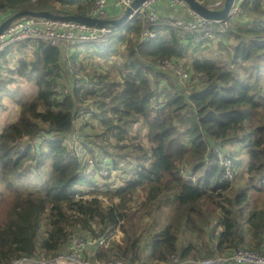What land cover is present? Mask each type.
Instances as JSON below:
<instances>
[{
  "label": "trees",
  "instance_id": "16d2710c",
  "mask_svg": "<svg viewBox=\"0 0 264 264\" xmlns=\"http://www.w3.org/2000/svg\"><path fill=\"white\" fill-rule=\"evenodd\" d=\"M75 1L0 0V8L60 13L69 9L64 4ZM91 1L70 12L81 13ZM249 14L254 15L250 22H234L232 28L218 34L216 39H235L229 47L220 40L218 47L224 53L218 55L200 52L203 43L190 46L188 38L166 28L154 38L138 42L141 19L127 26V37L121 39L126 42V55L119 65L127 70L123 81L99 75L97 90L86 98L87 104L95 101L91 118L99 121L107 139L114 138L116 143L127 140V148L133 151L143 148L134 158L133 177L115 189L107 184L91 185L81 177L76 158L60 140L44 153L30 152L31 147L20 142L39 131L64 135L75 127L74 113L84 102L76 95L51 100L64 66L60 47L39 42L28 61L21 59L11 71L23 81H34L31 99L23 94L15 97L16 92L7 90L14 77L0 78V100L7 94L20 105L16 119L0 131V264L23 256L50 258L70 235L97 238L107 227L116 226L124 237L98 248L96 257L107 259L116 251L137 264L141 256L138 246L144 238L142 232L133 236L135 214L162 205L167 189H173L175 215L146 243L152 264H170L173 258L191 264V260L227 255L238 246L258 249L264 245V0H251L244 16ZM189 49L197 56L185 65L189 63L193 72L205 71L206 83L189 82L183 88L176 79L153 70L163 58H186ZM24 50L17 48V52ZM138 122L146 128L149 148L128 135ZM236 139L237 144H247L242 161L224 153L225 145ZM102 149L109 161L113 153L106 146ZM219 154L232 161L230 180L222 179L225 167ZM243 161L246 168L241 172ZM118 163L114 157L116 167ZM48 164L50 177L45 179L41 170ZM236 174H244L248 185L235 183V192L228 197L222 192ZM89 192L91 195L83 197Z\"/></svg>",
  "mask_w": 264,
  "mask_h": 264
},
{
  "label": "built area",
  "instance_id": "2783aa9c",
  "mask_svg": "<svg viewBox=\"0 0 264 264\" xmlns=\"http://www.w3.org/2000/svg\"><path fill=\"white\" fill-rule=\"evenodd\" d=\"M133 1L92 0L80 14L98 19L117 18L123 15ZM196 1L211 10H219L224 4V0ZM153 6H155V10L152 9ZM163 7L177 10L182 15L177 16L173 11L163 14L159 11ZM250 8L251 0L248 3L247 0H232L226 15L221 19H214L198 14L182 0H144L128 15L126 22L132 25L133 20L141 19L138 42L154 38L161 29L166 28L178 37L188 38L190 43L204 44L217 38L219 33L232 28L236 19L248 12ZM12 12L6 8H0V24ZM124 34L125 31L120 32L113 27H96L74 20L46 19L28 15L12 20L0 34V77L10 76L11 71L18 68L19 59L23 54L17 52L19 46L32 51L37 43L45 42L60 47L64 59L62 76L53 91L51 100L62 101L69 95H76L84 102L74 113L75 127L69 133L59 135L57 132L39 131L31 138L24 136L20 141L21 144L26 143L27 146L36 150H49L52 142L60 140L71 154L78 153L77 170L81 177H85L87 181L91 182V185L103 187L107 184L112 189L122 186L123 177L125 174H129L126 169L122 171L124 175H120L121 168L114 164V155H110L111 159L108 161L107 156H102L98 150L84 143V133L82 132L92 121L90 112L96 105L95 101L87 104L86 98L91 92L97 90L98 76L102 75L103 69L99 68L97 72L93 73L89 71L87 67L90 59L88 51L81 48L80 45L89 44L96 48H105L106 56L97 59L102 64L105 59L112 58L117 47H122L119 44L122 42ZM153 70L176 79L183 88L189 82H196L200 85L208 81V74L205 71L193 72L191 66L185 65V61L178 57L161 59L156 62ZM77 146H79L78 149H76ZM99 148L106 152L101 145ZM215 152H219V150L216 148ZM224 159L228 161V164L221 162L225 167L222 179L230 180L234 175V170L231 167L232 161L229 158ZM89 195H91L90 192L83 197ZM120 237V226L107 227L104 233L97 238L85 239L79 235H70L63 245L64 247L53 257L27 258L23 256L13 259L9 264H136L130 259L124 260L119 257L116 251H113L107 259L96 257L95 253L98 248H106L112 241H118ZM170 264H184V262L173 258ZM191 264H264V245L258 249L238 246L227 255L195 259L191 260Z\"/></svg>",
  "mask_w": 264,
  "mask_h": 264
},
{
  "label": "rangeland",
  "instance_id": "374dc122",
  "mask_svg": "<svg viewBox=\"0 0 264 264\" xmlns=\"http://www.w3.org/2000/svg\"><path fill=\"white\" fill-rule=\"evenodd\" d=\"M86 1L87 0H84V3ZM32 3H34V2H32ZM253 18H254L253 14H249L248 16H246V15L244 16V14H243L241 17H238L235 22L239 21L238 22L239 24H243L246 21L250 22ZM128 25H129V23L125 22V24H123L119 28H117L118 31H120V32L125 31V34H124L125 37H127L126 29H127ZM220 40H222L223 43L228 47L235 42V39L233 37L230 38L229 41L222 39V37H219L218 39L215 38V39L211 40L212 42H208V43L200 45L199 46L200 52L212 53L214 55L223 54L224 50L220 49L218 47V43ZM188 42L189 41H187L186 43H188ZM125 43L120 42L119 45H121L122 47H120V46L117 47L116 50L113 52L112 58H110L109 60L105 59L102 64L100 63L101 61L97 60V59H100V58H103L104 56H106L107 51L105 48H100V47L96 48L94 46H90L89 44H81L80 47L85 49L89 53L88 58H90V59L88 61V66H87L89 71H91L93 73V72H97L99 70V68H102L103 73H101V74L102 75L107 74L109 80L115 79V80H120V82H122L123 78L127 72L126 69H119V67L122 66V63L124 62V56L126 55ZM190 46H193V43H191ZM32 51H31V49H25L22 52V53L26 52V54L24 55V60L28 61V59L32 56ZM187 53H188V56L186 58H180V60L191 62L190 60L193 57L197 56V52H195L191 49H189L187 51ZM22 57H23V55H22ZM101 65H102V67H101ZM188 65H190V64L188 63ZM148 76L150 78H152L153 74L149 73ZM12 77H15L14 78L15 81L8 83L9 86H8L7 90L9 92H16L15 97H18L19 94H23V95H25L26 100L31 99L33 97V95L35 93V89H36L34 81H31V80L28 82L23 81L17 74H14ZM161 82H160V88H161L162 84H164V81L161 80ZM19 108H20V105H17L15 103V98H11V96L7 95V94L1 96V100H0V130L3 129L8 123L12 122L15 119V116L18 114L17 111ZM91 120L92 121H91L88 129H86L85 132H82V133H84V137H83L84 143L88 144L89 147H91L95 150H98V152L102 156H105V155L102 152V150L99 148V146L100 145L106 146L107 151H111L113 153L115 159L119 162L117 166L121 168L120 169L121 172L123 170L127 169V173L130 176L125 174V176L123 177V180L125 181L126 179L133 177V175L131 173L134 170L135 159H136V156L141 154V152L143 151V150H141V149H143L142 146H140L138 144L141 147V149L135 148V151H137V152H135L132 149L127 148V145L129 144V141H127V140H123L119 143H116L114 138L107 139V135L102 133L103 127L100 125L99 121L95 118H92ZM146 132L147 131H146L145 126L140 124V122H138V123H134L132 125V129H131V131L128 132V135L136 136V139H135L136 143L142 144L144 146V148H149L150 143H148ZM85 135H87V137ZM237 143H238L237 139L228 142V144H226L224 147V149H225L224 153H225V155H227V154L232 155L233 154L237 158L241 159L240 161H242L243 158H245L244 150L247 151V147H245V146H247V144L244 145V142L241 144H237ZM119 147H121V148H119ZM78 148H79V146L76 147V149H78ZM242 149H244V150H242ZM49 150L39 149V153H44V152H47ZM95 150H93V151H95ZM215 150H216V148L214 147V151ZM30 152H35V149L31 147ZM131 153H132V155H131ZM69 154L74 158H77V155H78V153H75V154L69 153ZM124 155H126V156H124ZM218 158L221 160V162L223 164L224 163L228 164V161H226L223 156H219ZM129 161L131 162V166L127 165V163ZM236 161H239V160L236 159ZM245 163L246 162L243 161L240 165L241 172H243L246 168ZM147 164H148V162H147ZM30 168L32 169V170L30 169L31 171L34 170L33 166H31ZM204 168H206V166ZM236 171L239 172V169H237ZM41 172L44 174L45 179L50 177L49 164L46 167H44L41 170ZM184 173L186 174L185 171H184ZM43 174H41L39 177L42 178ZM235 177H236V179L231 183V186L228 189L226 188V190L224 192H222L228 197L232 196L233 193L235 192V190L233 188L235 183H237V184L241 183V186L248 185L246 177L244 174H239V175L236 174ZM27 187H28V189H30L31 185L29 184V185H27ZM77 187H83V190H87L90 188L89 186H84V185H77ZM162 197H163V201H164V203L162 205L154 204V205H152L151 208H147V209H145V211H138L135 214L134 221H136V226H134L135 233L133 234V236L134 235L136 236L140 232H142L143 238H144V241L142 240L140 245L138 246L139 247V254L141 256L136 259L137 264H152V262L149 259V256H147V254H146L147 250H148V245L146 243H147V241L151 240V238H149V237L152 236L153 233L160 230V228L164 224L170 223L171 218L175 215L174 204L176 202L174 200L173 189L165 190V192H163V194H162ZM139 216H140V218H138ZM122 234L123 233L121 232L120 240L124 237V235L122 236ZM129 235H130V232H129ZM132 237H130V238H132ZM147 238H149V239H147ZM189 239H190V237H189ZM171 262L172 261H170V263ZM182 262H184V264H186L185 261H182Z\"/></svg>",
  "mask_w": 264,
  "mask_h": 264
},
{
  "label": "water",
  "instance_id": "95a60500",
  "mask_svg": "<svg viewBox=\"0 0 264 264\" xmlns=\"http://www.w3.org/2000/svg\"><path fill=\"white\" fill-rule=\"evenodd\" d=\"M144 0H134L130 7H128L123 15L121 17L112 18V19H98V18H91L84 16L83 14H80L78 12H70L65 11V13H58L53 12L51 10H41V11H33V10H20V11H13L12 14L6 18L1 24H0V34L2 31L6 28V26L15 18L21 17V16H33V17H40V18H46V19H66V20H74L80 23H84L91 26L96 27H113V28H119L122 24L126 22V19L128 15H130L133 11V9H136L140 3ZM185 2L191 9L196 11L198 14L206 17V18H214V19H221L223 18L232 2V0H224L223 7L219 10H211L204 5L198 3L196 0H182ZM155 10V6L152 8Z\"/></svg>",
  "mask_w": 264,
  "mask_h": 264
},
{
  "label": "crops",
  "instance_id": "0c3cea01",
  "mask_svg": "<svg viewBox=\"0 0 264 264\" xmlns=\"http://www.w3.org/2000/svg\"><path fill=\"white\" fill-rule=\"evenodd\" d=\"M84 3V0H76L75 2H73L72 4H64V6H66V7H68L69 9H67L68 11H74L75 9H76V7L77 6H79V5H82ZM161 13H170V12H172L173 11V13L175 14V15H179V16H181L182 15V13L181 12H178L177 10L176 11H174V10H169L168 8H166V7H163V8H161L160 10H159ZM20 53V52H19ZM22 54V53H21ZM26 54V52L25 53H23L22 55H23V57H21L20 59H19V63H20V60L21 59H24V55ZM89 54V53H88ZM85 57V56H84ZM14 74H11L10 76L12 77ZM8 75H6V76H2V77H0V78H5V77H7ZM15 78V77H14ZM7 86H9V84L7 85ZM19 110V109H18ZM18 112V111H17ZM15 119H16V116H15ZM14 119V120H15ZM13 120V121H14ZM2 130V129H1ZM0 130V131H1Z\"/></svg>",
  "mask_w": 264,
  "mask_h": 264
},
{
  "label": "bare ground",
  "instance_id": "6f19581e",
  "mask_svg": "<svg viewBox=\"0 0 264 264\" xmlns=\"http://www.w3.org/2000/svg\"><path fill=\"white\" fill-rule=\"evenodd\" d=\"M29 75V74H28ZM31 77V76H30ZM11 78V77H10ZM32 78V77H31ZM59 81V80H58ZM231 81V80H230ZM56 86V85H55ZM15 88V87H14ZM156 88V87H155ZM159 93V92H158ZM153 107V106H152ZM157 108V107H156ZM31 119V118H30ZM55 142H57V141H55ZM152 143V142H151ZM108 153V152H107ZM110 155V154H109ZM16 178V177H15ZM21 178V177H20ZM19 179V178H18ZM130 180V179H129ZM2 183V182H1ZM14 183H16V182H14ZM19 184V183H18ZM32 184V183H31ZM4 185V184H3ZM15 185V184H14ZM12 186V185H11ZM32 186V185H31ZM34 186H36V184L34 185ZM42 188V187H41ZM205 201V200H204ZM196 207V204H195V206H194V208ZM197 208H199V207H197ZM142 215V214H141ZM140 218V217H139ZM176 218V217H175ZM112 228V227H111ZM127 232V231H126ZM101 234V233H100ZM159 236V235H158ZM155 242V241H154ZM253 248V247H252ZM105 251V250H104ZM55 252V251H54ZM126 254V253H125ZM125 256V255H124ZM170 260V259H169Z\"/></svg>",
  "mask_w": 264,
  "mask_h": 264
}]
</instances>
